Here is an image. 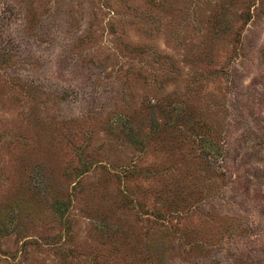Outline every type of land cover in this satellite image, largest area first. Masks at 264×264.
<instances>
[{"label":"rangeland","instance_id":"1","mask_svg":"<svg viewBox=\"0 0 264 264\" xmlns=\"http://www.w3.org/2000/svg\"><path fill=\"white\" fill-rule=\"evenodd\" d=\"M0 264H264V0H0Z\"/></svg>","mask_w":264,"mask_h":264}]
</instances>
